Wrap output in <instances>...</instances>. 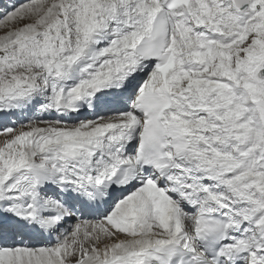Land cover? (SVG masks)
Masks as SVG:
<instances>
[{"label": "snow or ice", "instance_id": "snow-or-ice-1", "mask_svg": "<svg viewBox=\"0 0 264 264\" xmlns=\"http://www.w3.org/2000/svg\"><path fill=\"white\" fill-rule=\"evenodd\" d=\"M0 264H264V0H0Z\"/></svg>", "mask_w": 264, "mask_h": 264}, {"label": "rangeland", "instance_id": "rangeland-1", "mask_svg": "<svg viewBox=\"0 0 264 264\" xmlns=\"http://www.w3.org/2000/svg\"><path fill=\"white\" fill-rule=\"evenodd\" d=\"M0 35H2V32H0Z\"/></svg>", "mask_w": 264, "mask_h": 264}]
</instances>
